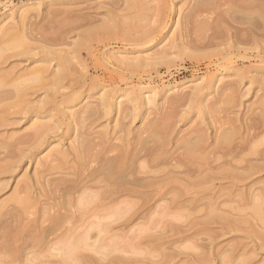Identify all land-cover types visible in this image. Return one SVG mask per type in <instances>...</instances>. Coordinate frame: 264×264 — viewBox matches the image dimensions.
Listing matches in <instances>:
<instances>
[{
    "label": "rangeland",
    "instance_id": "rangeland-1",
    "mask_svg": "<svg viewBox=\"0 0 264 264\" xmlns=\"http://www.w3.org/2000/svg\"><path fill=\"white\" fill-rule=\"evenodd\" d=\"M22 1L0 0V79L13 92V104L24 100L41 115H21V106L7 105L10 99L0 104L7 107H0V141L22 138L17 147L27 151L20 167L0 180L1 212L21 208L16 199L28 198L34 207L22 211L37 219L44 197L36 180L51 166L70 164L73 140L62 135L83 130L72 114L89 101L116 102L117 109L87 122L90 131L116 143L164 131L171 116V137H182L180 144L207 131H262L253 145L264 148V0H33L18 12ZM38 71L40 82L27 79ZM16 85L26 87L18 92ZM44 123L48 132L33 144L35 126ZM151 164L141 161L146 175L169 168ZM197 188L199 193L160 201L158 210L129 225V215L100 219L106 226L83 235L79 251L89 256L86 264H221L226 257L222 264H264V170L240 179L217 177ZM200 194L209 205L220 202L228 222L212 219L216 207L208 214L205 205L172 206L200 200ZM188 225L199 235L167 245L156 238L172 228L167 239H180L186 233L179 228ZM99 232L103 242L93 244L88 238ZM57 244L38 256L61 259L63 244Z\"/></svg>",
    "mask_w": 264,
    "mask_h": 264
},
{
    "label": "bare ground",
    "instance_id": "bare-ground-1",
    "mask_svg": "<svg viewBox=\"0 0 264 264\" xmlns=\"http://www.w3.org/2000/svg\"><path fill=\"white\" fill-rule=\"evenodd\" d=\"M32 1H22L17 9L18 12L21 11V8L31 5ZM55 1L57 0H46L50 4ZM2 53L0 51V56ZM38 73L39 71L36 75H31L32 77L28 76L27 79L30 78L28 80L35 82L39 79L40 82L42 75L39 76ZM5 81L4 78L0 79V104L11 100L14 96ZM18 85H22L21 82ZM18 85H16L18 92L26 87ZM23 93L22 91L21 94ZM105 100H103L104 102H95L96 104L91 101L86 102L79 107L76 113L72 114L75 124L83 125V130L62 131L64 133L61 135L65 140L70 138L73 140V143L70 142V148L73 149L72 161H69L68 165H64L62 162L59 167L51 166L45 173H40L36 184L39 185L40 195L44 198H40L42 206L39 205L41 209L37 219L32 220L29 216V220L27 213H23V211L27 212L31 207H34L33 202L28 198L16 199L17 205H21L22 209L19 208L20 206H13L6 212L0 210L2 213H0V261L3 263L68 264L69 258L73 259L72 262L76 261L75 264H86L89 256L80 252L79 249L86 245L84 237L88 234L84 233L85 231L89 233L87 230L89 227L102 228L106 226L100 219L112 216L114 220H117L118 215H129L125 221L126 224L124 223L129 225V222L134 223L137 220L146 219L153 210H158L157 203L162 200H177L184 194L185 196L188 193L194 192L195 194L201 183H208L217 177L240 179L246 174L253 175L264 170V148L260 149L259 145H253L262 131H213L211 133L207 131L203 135L192 134L194 137L191 136L192 138L189 137L188 140L180 144L182 137H171L173 131L170 129H172L173 120L170 116L163 125L164 131H142L128 145L122 141L114 142L115 138L110 141L101 132L90 131L87 125V122L94 121L96 116L117 109L114 100L112 103H109L108 99L106 102ZM16 101L14 104L12 101L7 105L12 107L16 105L15 109L21 106V115L23 114L22 110H25V114L31 112L30 115L36 116L37 119L41 115L40 110L27 107L26 101L23 100L26 107L20 100ZM3 106L6 107V104ZM3 106L0 107L3 108ZM15 109L12 111L13 114L17 113ZM48 127L45 123L35 126L34 134H32L33 144H37L41 137L48 132ZM120 132L126 131H117V133ZM11 139L13 140L11 143V140L6 143L4 140L0 141V180L4 179L5 175L16 171V168L20 167L26 157V153L23 152L25 149L17 147L18 144L24 143L21 142L22 138H19V141L15 138ZM69 156L71 155H63L62 159L66 160ZM55 159L53 158V160ZM141 161L152 163L153 167L168 165L169 168L159 176L146 175L148 173L142 171L144 166L141 165ZM179 185H183V189ZM197 198L174 201L172 206L180 209L182 207L198 209L205 205L208 214L211 209L213 211V207H216L217 211L220 209L222 211L220 202L213 206V204H207L203 198L204 202L200 197V200ZM133 199H137V201L134 202ZM78 203H83L82 205L85 206L82 213H78ZM36 204L38 201L35 206ZM27 208L29 209L27 210ZM255 210V213H259L260 207L256 206ZM219 213L216 214V218L212 217V219L228 222L229 219ZM194 224L196 223L191 222V225ZM192 227L190 225L180 227L179 230L186 233L180 239H167L173 231L172 228L156 238H164L161 245H167L184 238L198 236L200 230L189 232ZM82 231L84 232L82 233ZM101 234V232L95 233L87 238L92 239L93 244H99L103 242ZM57 243L63 244L61 250L64 252H62L64 257L59 260L55 258L57 259L55 260L54 257L44 254H42L44 256H38V253H44L49 249L52 251ZM57 249L59 250V248ZM46 253L49 255V252ZM224 260L226 262L227 257L221 264L225 263Z\"/></svg>",
    "mask_w": 264,
    "mask_h": 264
}]
</instances>
